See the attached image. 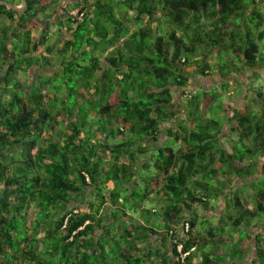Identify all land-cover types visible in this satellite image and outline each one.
<instances>
[{
  "label": "trees",
  "instance_id": "16d2710c",
  "mask_svg": "<svg viewBox=\"0 0 264 264\" xmlns=\"http://www.w3.org/2000/svg\"><path fill=\"white\" fill-rule=\"evenodd\" d=\"M62 1L0 5V264H264V0H74L51 24ZM192 67L247 104L229 83L176 102ZM33 68L37 90L16 79Z\"/></svg>",
  "mask_w": 264,
  "mask_h": 264
},
{
  "label": "rangeland",
  "instance_id": "374dc122",
  "mask_svg": "<svg viewBox=\"0 0 264 264\" xmlns=\"http://www.w3.org/2000/svg\"><path fill=\"white\" fill-rule=\"evenodd\" d=\"M18 3H20V0H15ZM8 2V1H7ZM62 5H60L57 9L51 11V12H48V15H55L53 16L52 19H50V23H57V20L58 18L60 19H63V20H66L68 19L70 16L72 15H76L78 16L77 14V10L74 9V4H76L74 2V0H63L62 1ZM10 3V2H9ZM19 7H23L22 4H20ZM45 17L42 15L41 16V19H44ZM3 27L6 26L5 25V21H3ZM7 24V23H6ZM44 28L45 26L44 25H40L38 26L37 29L34 30V37H41L42 34H43V31H44ZM49 43L45 44L43 47H41V53L42 52H46V47L49 45V44H52L53 48L51 50L50 53H48L47 55H52L53 57H57V49L61 46V44L63 43L62 41L63 40H67V39H72V32H68L67 30L63 29L62 32L61 30L59 29V26L55 25L51 27L50 29V34H49ZM114 48H109L107 51L102 48L98 53L99 57L101 60H104L106 57L110 56V54L116 52V50ZM40 53V54H41ZM47 53V52H46ZM216 62V56H210L207 60V63L209 64H214ZM59 70V67H56L52 70H48V71H44V75H50V74H53L54 72H57ZM196 68L195 67H192L190 69L191 73H192V76H191V85L189 87V93L187 94L188 96H184L181 95V91H178L177 89L174 90L175 93H176V102L178 103H181L182 99L184 98V100L187 101V99H190L191 96L190 94L192 93H197L199 91H210V90H215L216 89V86L219 87V92L220 93H224L222 88H220V86H222V84H225V83H229L231 85L230 87V90H228L226 93L223 94V103L226 104V105H232V107L235 109V110H242L243 107L247 104V100H245V97L247 94H252L251 92H249V87L247 86V82H245L244 80L241 82V85L244 87V90L241 91V94L239 95L238 93V90L239 88L237 86H235V83L234 81H232V79H235V81H238L237 80V77L236 76H230L228 79H223L220 75H213V76H208V77H204L202 75H198L196 72H195ZM260 73L262 74V78L260 80V83L259 84H262L264 85V70H261ZM38 72H37V68H33L30 70V72L26 73V72H19L17 74V81H24V80H28L31 82V85L34 83V81H37V85L34 87L35 90H37L38 88H42L41 87V84L43 82V80L37 75ZM233 77V78H231ZM239 82V81H238ZM33 86V85H32ZM11 97V90L10 91H7V90H0V98H2V100H4L5 102H8V100L10 99ZM187 97V98H185ZM186 103L185 104H182V108H183V111L185 112V107H186ZM201 106H203V103H201ZM225 114V113H224ZM203 116L206 117L208 116L209 117V112L208 110L204 109L203 111ZM184 117V115L182 116ZM230 129V125L227 124L226 127H225V132H228V130ZM58 134H56L57 136ZM58 137V136H57ZM237 140V136L233 135V137H224L223 138V144H224V147L229 151V152H232L233 149H232V146H233V141ZM166 145L168 146H171V147H176V145L168 140L166 142ZM13 152H16V150H12ZM19 151L17 150L16 154L17 156H19ZM261 163H264V159L261 160V158H259ZM249 162L246 161L244 162V164H248ZM260 176H256L254 178H251V179H259ZM251 179H248L246 181H236L237 184H239L241 187H244L248 184V182L251 180ZM113 187L112 184H110V188ZM254 192V188L253 186L249 187L248 189L245 190V194L247 196H249L250 198V195H252V193ZM224 199V198H223ZM222 200H220V202L218 203L219 207L216 211H210V212H207L206 215L209 219H211L212 221L216 220V218L214 219V215H222L224 213V210H225V206H226V203ZM90 200H93V199H90ZM147 207H151L153 205V203L151 202H147L146 203ZM198 212L200 213V210H198ZM30 213H31V216L34 215L35 213V210L32 209L30 210ZM188 227L186 226V229ZM204 227H201L199 226V229H203ZM160 245H162V242H158L157 244H154V246L152 245V247H159ZM253 253L249 255V260H246V262H243L241 261L240 264H246L248 261H251L253 259ZM201 262V258H197L196 260V263H200ZM225 264H232V260H231V257H229L226 261H225Z\"/></svg>",
  "mask_w": 264,
  "mask_h": 264
},
{
  "label": "water",
  "instance_id": "95a60500",
  "mask_svg": "<svg viewBox=\"0 0 264 264\" xmlns=\"http://www.w3.org/2000/svg\"><path fill=\"white\" fill-rule=\"evenodd\" d=\"M21 1L23 2V7H18L12 3L7 2V1H0V5H5L8 7V9L14 10V11L19 12V13H23L28 8V4H27L26 0H21Z\"/></svg>",
  "mask_w": 264,
  "mask_h": 264
},
{
  "label": "clouds",
  "instance_id": "9594fccd",
  "mask_svg": "<svg viewBox=\"0 0 264 264\" xmlns=\"http://www.w3.org/2000/svg\"><path fill=\"white\" fill-rule=\"evenodd\" d=\"M22 5H23V2H22ZM17 6L19 7L20 5H17ZM88 181H90L89 178H88Z\"/></svg>",
  "mask_w": 264,
  "mask_h": 264
},
{
  "label": "crops",
  "instance_id": "0c3cea01",
  "mask_svg": "<svg viewBox=\"0 0 264 264\" xmlns=\"http://www.w3.org/2000/svg\"><path fill=\"white\" fill-rule=\"evenodd\" d=\"M17 6V5H16Z\"/></svg>",
  "mask_w": 264,
  "mask_h": 264
}]
</instances>
